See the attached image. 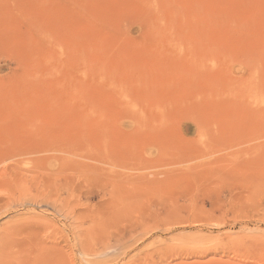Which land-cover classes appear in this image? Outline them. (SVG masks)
<instances>
[{
  "label": "rangeland",
  "instance_id": "374dc122",
  "mask_svg": "<svg viewBox=\"0 0 264 264\" xmlns=\"http://www.w3.org/2000/svg\"><path fill=\"white\" fill-rule=\"evenodd\" d=\"M0 264H264V0H0Z\"/></svg>",
  "mask_w": 264,
  "mask_h": 264
}]
</instances>
